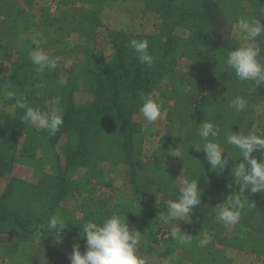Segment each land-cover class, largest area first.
<instances>
[{
  "label": "rangeland",
  "instance_id": "obj_1",
  "mask_svg": "<svg viewBox=\"0 0 264 264\" xmlns=\"http://www.w3.org/2000/svg\"><path fill=\"white\" fill-rule=\"evenodd\" d=\"M18 1V6L23 12L18 23L12 22L14 30L7 34L9 42L13 40L12 45L28 53L27 58L19 62L26 65L27 88L24 87L18 95L30 90L36 98L43 97L42 83L46 82L47 71L36 73L34 71L36 66L29 59L31 51L43 48L51 58L56 60L55 74L60 81L59 87L73 92L77 107L76 118L80 119L94 101V89L85 75H81L77 85L71 88L69 74L65 73L64 69L83 63L89 66L95 64L96 72L101 73L103 65L111 61L113 56L110 33L117 32L129 35L132 39L147 40L148 50L154 62L161 60L163 45L169 34L172 33L173 36L182 39L180 44L190 37L191 20H187L182 15L191 12L199 0H164L169 6L167 8L156 5L152 0ZM78 9H87L92 17L100 18L101 26L84 23L77 30L78 25H73L77 22H71L72 18L69 17L64 18L63 13L71 14ZM224 12L230 28V36L238 44L241 43L243 36L237 26L240 18H257L264 24V0H228ZM2 21L3 18L0 16V26ZM42 22L47 29L42 28ZM72 26L79 31V34H69ZM204 36L205 33L200 35V39H204ZM1 44L0 47L3 48L6 42ZM258 44L261 47V56L264 57V36L258 38ZM193 59L194 54L188 53L183 57H177L175 63L170 66L173 71L172 84L176 87L174 91L185 97H188L187 92L198 94L200 89L204 92L207 90L205 83L195 86L197 79L191 77ZM10 69L11 64L0 59L2 96L0 97V121L5 113L8 112L9 115L15 108L5 106L7 99L5 92L8 91L6 83ZM83 71L84 66L80 67L79 73ZM77 75L79 76L78 72ZM181 80H185V83ZM168 83V79H162L160 86L153 94V98L166 113L163 119L148 122L140 110L133 117L139 125V133L133 138V142L141 151V160L146 165L158 160L164 170L163 196H170L174 188L179 189L178 179L182 175L188 176L189 172H198L200 161L197 157H201L200 152L197 151H194L196 159L191 160L170 155L171 149L179 146L169 141L185 136L179 124L181 121L178 118L179 112L174 104L179 96L172 98L171 84ZM56 86L57 82L54 83V87ZM242 90L243 88H232L236 96H242ZM55 92L51 97H47L44 93L46 96L44 101L32 100L30 106L44 108L45 111L51 112L53 108L59 107L57 98L61 91L57 89ZM124 106L129 108V102H125ZM253 114L250 133L260 135L264 130V98H261L260 103L255 106ZM241 115H244L245 123H247L249 113L244 111L232 112L227 121L232 123ZM208 117L209 121L213 120L210 116ZM99 121L103 123L98 128L100 133L93 136L91 143H88V147L92 145V150L86 153L83 169L70 177L72 186L61 201V206L55 209L57 214L67 212L73 217H80L83 214L95 212L106 218L111 215L109 211L114 212L116 208H127L128 213H133L135 210L128 166L125 162L126 155L117 150L120 139L115 133L117 128L115 121L107 112L100 116ZM198 128L199 125L194 130V134L199 135ZM25 130L27 134L18 135L14 132L12 135L5 136L4 140L0 137V161H8L12 157L9 172L0 177V203L15 202L19 209L36 216L47 207V203L53 197L56 151L53 150L54 147H51V143L42 142L35 134V131L42 129L27 125ZM75 165L78 163L76 162ZM76 169L79 168H74L75 171ZM198 215L195 211L185 222L177 221L169 225L163 224L156 215L152 228H149L150 222L142 229V232L139 231L142 234L139 247L146 264H264V258L258 256L252 246H249L248 243L251 242L248 240L246 229L238 223L219 225L213 214ZM194 219L197 220L196 223L193 222ZM175 223L178 224L182 233H190L191 244H181L178 239L170 236ZM150 230L153 233L152 236L148 235ZM39 233L36 232L31 235L32 237L23 239L0 236V264H69L68 256L71 254L73 243L68 240L57 243L55 239L50 240L49 236L42 239ZM205 236H211L212 242L202 248L198 242ZM85 250V248L80 249L82 253ZM204 250L213 253L207 256Z\"/></svg>",
  "mask_w": 264,
  "mask_h": 264
},
{
  "label": "trees",
  "instance_id": "obj_2",
  "mask_svg": "<svg viewBox=\"0 0 264 264\" xmlns=\"http://www.w3.org/2000/svg\"><path fill=\"white\" fill-rule=\"evenodd\" d=\"M0 1H2L0 3V16L3 18L0 26V43L6 42L3 48L0 47V59L11 64V72L6 83L7 89L18 94L24 87L27 88L25 85L26 65L19 62L27 58L28 53L12 45L13 40L9 42L7 34L14 30L15 27L12 22L18 23L23 11L18 6V0ZM152 1L161 7H169L164 0ZM227 4L228 0H199L197 6L191 12L182 15L187 20H191V35L188 40L180 44L179 42L182 39L180 40L179 37L173 36L172 33L169 34L163 45L161 60L154 62L151 67L141 64L136 59V53L128 47L129 41L132 40L131 36L121 32L110 33L113 56L111 61L103 65L101 73L96 72L95 64L89 66L83 63L79 66L64 69L65 73L69 74L68 78L71 88L77 85L81 75H85L94 89V101L80 119L76 118L77 107L73 92L59 87L60 81L58 77L56 78L55 70L46 69V82L42 83L41 92L43 97L36 98L30 90L25 91L23 95L30 105L32 100L42 102L46 99V96H53L57 89L61 91L57 98L59 108L63 112V125L60 130L55 135H50L46 129L35 131V134L42 142L51 143V147H54L53 150L56 151L53 197L47 203V207L36 216L22 211L15 202L8 203L4 200L6 203H0V236L5 235L23 239L32 237L31 235L40 232L42 239L48 236L50 240L54 239L51 233L46 229H40L39 225L46 224L51 215L57 214L55 209L61 206V201L64 200L66 193L72 186L71 183L73 182L70 177L74 173L79 172L80 169H83L82 165L86 162V153L92 150V145L89 147L87 145L91 143L93 136H97L100 133L98 128L103 123L99 119L105 112L109 113V116L114 119L117 127L115 133L120 139L117 150L126 155L125 162L128 166L129 182L135 209L133 213H128V209L124 207L116 208L114 212H109L111 214L126 215L130 228H134L137 231L142 232V229L148 226L150 222L149 228H152L153 219L160 212L166 211L165 202L169 199H175L176 195H178V189L174 188L170 196H163L164 170L158 160L151 164L147 163V165L141 160V151L133 142V138L139 133V125L133 117L140 110L143 102L142 98L146 94L153 95L164 78L168 79V84H171L172 98L174 96L173 99H175L176 96H179V99H176L174 104L179 112L178 118L181 120L179 124L184 130L185 137L182 136L169 142L177 144V146L184 149L182 158L187 160L196 159L194 154L196 150L188 148V146L190 144H203L199 135L194 134V130L203 121H209L210 118L208 116L213 119L210 122L220 130L216 142L225 149V155L230 157L228 169L217 173L210 169V166L203 158V152H200L202 160L197 157L200 161L198 172L188 173L189 178L198 177V187L202 190V203L196 210L199 214L198 216L201 214H213L215 216L213 207L222 203L224 198L231 194L232 191H238L239 182L234 181L230 174V169L233 161L240 159L239 151L226 143V136L230 131L234 133L239 131L244 134L250 133L254 108L260 103L261 98H264V85L254 87L251 82L239 81L234 72L228 69L224 63L227 52L240 45L233 41L230 36L231 32L224 12V7ZM63 15H65L64 18H72L71 22H77V24H73L78 25L77 30L84 23H94L96 26H101L100 18L92 17V14L87 9H78L71 12V14L64 12ZM71 33L79 34V31H76L72 26L69 34L71 35ZM204 33V39L201 40L200 35H204ZM188 53L194 54L191 77L197 79L196 84L194 83L195 86L205 83L207 90L204 92L203 89H200L198 94L185 92L188 95V97H185L183 94L179 95L174 91L176 87L172 84L173 71L170 66L175 63L177 57H183ZM13 57H16V61ZM82 66H84V71L80 74L79 69ZM184 81L181 80L182 83H185ZM56 82L57 86L54 87ZM234 87L237 89L243 88L241 95L247 100L246 109H248L244 110V112L249 113L247 123H245L244 115L237 117L232 123L227 121L232 112H237L235 108L230 106L231 100L236 97V94H234L236 92H232ZM0 97H2L1 91ZM125 102H129V108L124 106ZM6 105L15 107V101L7 98L5 100ZM173 108L175 109V106ZM41 110L45 111L44 108ZM7 113L3 115L2 121H0L1 140H4L5 136L9 134H14V132L18 135L27 134L25 130L27 125L23 124L19 117L23 113L22 110L14 108L13 113L9 115ZM65 135L67 136L64 137ZM260 135L264 136V130ZM253 155L259 157L260 153L257 152ZM11 159L0 161V177L9 172L12 165ZM76 162L78 165H75ZM74 168L79 169L75 171ZM207 180L208 182L204 183ZM242 199L245 207L242 210L238 225L246 229L249 236L248 240L251 242L248 243L249 246H252L258 256L264 258V193L249 194L245 192V196ZM250 203H253L254 206H251ZM61 216L66 219L68 224V228L62 234L61 242L68 240L73 243L79 240L82 249L85 248L84 240L79 236V233L83 223L89 220L99 222L105 218L104 215L96 214L95 212L83 214L80 217H73L71 213L66 212L61 214ZM193 222L196 223L197 220L194 219ZM218 224L225 225L220 222ZM148 235H153L151 230ZM40 244L42 245V242ZM204 253L210 256L213 252L204 250Z\"/></svg>",
  "mask_w": 264,
  "mask_h": 264
},
{
  "label": "clouds",
  "instance_id": "obj_3",
  "mask_svg": "<svg viewBox=\"0 0 264 264\" xmlns=\"http://www.w3.org/2000/svg\"><path fill=\"white\" fill-rule=\"evenodd\" d=\"M239 31L243 34L238 47L227 52L224 63L231 69L236 78L241 82H251L254 87L264 85V57L261 56V47L258 38L264 36V24L257 18H240L237 21ZM128 47L137 55L141 64L151 67L154 63L153 56L148 50L147 40L132 39ZM29 59L35 65L34 71L38 74L46 69L55 70L56 60L51 58L43 48H37L29 53ZM8 99L15 101V108L22 110L20 120L23 124L36 126L48 130L50 135H55L63 125V112L59 107L51 112L43 111L39 107L28 104L23 94L15 91L5 92ZM140 112L148 122L163 119L166 114L162 106L146 94L143 98ZM230 106L237 112H242L247 107V100L236 96L231 100ZM219 128L210 121L199 124L198 134L203 144H190L197 152H203L204 159L210 169L217 173L229 167L230 157L225 155V149L216 142ZM226 143L239 151L240 159L233 161L230 174L234 181H238V191H232L222 203L213 207L215 219L225 225H235L240 221L245 203L242 199L245 192L249 194L264 193V136L253 133L230 131L226 136ZM260 153L257 157L254 153ZM172 157L181 158L184 155L182 147L171 149ZM180 187L175 199L165 202L166 211L158 214L159 220L169 225L173 222L190 219L191 215L201 206L202 190L198 187V177L189 178L182 175L179 179ZM207 182V181H206ZM231 188V186H229ZM254 206L253 203H250ZM51 233L57 243L61 242L62 234L68 228L67 221L60 214L51 215L46 224L39 225ZM79 236L84 240L85 251H80L79 240L71 245L72 251L68 256L69 264H146L139 247L142 234L130 228L126 215L111 214L101 221L89 220L83 223ZM173 239H178L181 244H191L192 236L181 232L177 223L170 232ZM212 242L211 236L199 240L200 247H207Z\"/></svg>",
  "mask_w": 264,
  "mask_h": 264
},
{
  "label": "crops",
  "instance_id": "obj_4",
  "mask_svg": "<svg viewBox=\"0 0 264 264\" xmlns=\"http://www.w3.org/2000/svg\"><path fill=\"white\" fill-rule=\"evenodd\" d=\"M100 8V7H99ZM101 10V9H100ZM42 19V18H41ZM41 25H42V28H44V29H47L46 27H45V25L43 26V22L41 23ZM187 235H190V233L188 234L187 233Z\"/></svg>",
  "mask_w": 264,
  "mask_h": 264
}]
</instances>
